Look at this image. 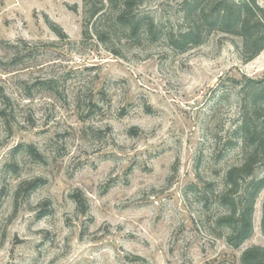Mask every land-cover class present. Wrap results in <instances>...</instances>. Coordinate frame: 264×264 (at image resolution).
I'll return each instance as SVG.
<instances>
[{
    "label": "rangeland",
    "instance_id": "1",
    "mask_svg": "<svg viewBox=\"0 0 264 264\" xmlns=\"http://www.w3.org/2000/svg\"><path fill=\"white\" fill-rule=\"evenodd\" d=\"M184 4L139 0L133 34L83 0H0V264H242L264 247V188L239 247L218 199L264 50L246 63L214 28L176 44Z\"/></svg>",
    "mask_w": 264,
    "mask_h": 264
},
{
    "label": "trees",
    "instance_id": "2",
    "mask_svg": "<svg viewBox=\"0 0 264 264\" xmlns=\"http://www.w3.org/2000/svg\"><path fill=\"white\" fill-rule=\"evenodd\" d=\"M83 1L90 20L99 14L105 16L114 12L117 22L133 34L140 31L149 17L132 14V9L139 0ZM105 17L104 19L107 18ZM184 17L188 22L187 29L174 39L176 44L183 43L185 49L190 45L202 44L211 32L208 28H214L241 40V57L246 63L264 50V7L257 0H185ZM149 24L153 30V20ZM51 28L59 36H67L56 23L51 22ZM87 30L86 27L84 34H87ZM51 82L53 81H45L44 84L48 86L46 88L54 90ZM245 101L249 111L241 118L234 131V141L230 145V150L241 159L227 170L224 186L218 193L220 204L228 207V213L220 217V223L228 228V242L235 247L241 246L253 232L255 202L264 188V177L253 178L259 159L264 157V121L261 125L253 122L254 114L264 108V86L257 88ZM1 113L5 115L6 111ZM38 184L37 181H32L26 187L30 189ZM261 225L264 232V203ZM241 262L264 264V247L255 245L247 248L242 254Z\"/></svg>",
    "mask_w": 264,
    "mask_h": 264
}]
</instances>
